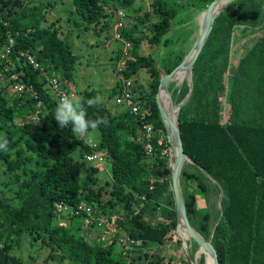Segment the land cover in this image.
<instances>
[{"label":"trees","instance_id":"trees-1","mask_svg":"<svg viewBox=\"0 0 264 264\" xmlns=\"http://www.w3.org/2000/svg\"><path fill=\"white\" fill-rule=\"evenodd\" d=\"M112 1L71 0L69 17L77 18L68 21L67 33L99 32L112 38L115 13L107 8ZM212 1L152 0L155 19L149 13L141 18L129 17L124 8L134 0L117 2L118 10L126 17L124 25L116 30L121 47L112 59L116 65L112 70L124 80H133L141 71H147L150 90L133 87L140 105L137 113L123 107L112 113L103 101L87 104L98 97L95 87L76 88V99L84 105L87 118L107 121L97 126L99 140L91 147L71 127L59 128L54 119L59 102L46 88V79H41L43 72L49 78H58L70 95L66 85L73 81L81 59L54 22L45 25L54 4L0 0V53L10 48L7 61L0 62V75L11 84L31 85L34 90L14 92L11 97L6 86L0 87V135L8 140L7 151H0V170L4 168L0 188L16 187L9 196L0 192V264H31L14 252L23 235L47 251L42 264H166L159 248H167L173 238L177 214L169 160L164 153L169 143L155 94L160 72H171L187 54L183 45L186 35L191 36L189 30H174L188 20L182 14L204 11ZM143 24H148L145 38L135 34ZM263 24L264 0H234L214 19L192 68L191 97L178 111L184 153L193 162L184 164L180 173L186 214L191 226L205 239L214 228L211 244L218 264H264ZM241 27L251 33L262 32L245 54L237 51L241 41L233 39L235 30ZM144 40L167 48L161 64L155 56L139 53ZM125 44L129 45L126 51ZM233 54L239 58L236 65L231 62ZM230 69L236 72L228 88L230 111L223 121L220 92L226 90L222 78ZM119 87L117 80L112 93ZM170 92L174 103H179L188 93L187 83ZM143 125L152 126L151 155L144 149ZM159 138L161 146L157 145ZM94 151L104 153L111 164L110 180L105 182L109 195L105 199L100 197L103 187L96 177L99 168L85 159ZM61 203L85 204L97 209L96 215L102 217L124 216L127 245H121L116 254V235H110L107 246L100 240L87 241L85 236L91 228L84 229V215L67 216L70 222L63 225L58 211ZM173 260L171 256L167 259ZM203 262L202 255L199 264Z\"/></svg>","mask_w":264,"mask_h":264},{"label":"rangeland","instance_id":"rangeland-1","mask_svg":"<svg viewBox=\"0 0 264 264\" xmlns=\"http://www.w3.org/2000/svg\"><path fill=\"white\" fill-rule=\"evenodd\" d=\"M35 2L38 3L41 1L44 4H48V1H51L54 4V9L50 13V17L48 18L45 25L49 24V22H54V24L59 27L61 34L63 38H67L69 43L72 46V49L74 52H77L81 55V59L76 66V70L74 72V79L72 82H69L67 86V90L75 95L76 88L81 90L86 88L87 86L95 87L98 92V97L100 98V101H103L107 108L113 113L117 112L121 109V106L116 105L115 98L117 96L118 91L113 94L112 90L114 85L116 84L117 80L120 81L119 77L115 75L113 72L114 63L112 59L114 58L115 53L118 51V49L121 47L120 41L112 40V38H109L105 35V33H83V32H76L71 31L70 34L67 33V28L69 27V20L77 18L76 16H73L72 18L69 17V11L73 9L71 5V0H25V2ZM119 0H113L112 2H108L110 5L107 7L108 10L114 11L115 15L112 18V21L115 22L117 20L116 12L118 10L117 8V2ZM185 2V0H184ZM152 0H134V3L124 8V12L129 17H137L141 18L144 16V14L149 13L151 19H155V15L152 14V7H151ZM172 4V2H170ZM169 3V5H171ZM173 6V5H171ZM186 8V6H184ZM10 10H14V8H10ZM138 10H140L138 12ZM7 12V10H6ZM137 13V14H135ZM203 14V11L198 10H191L188 13L182 14L183 17H187L188 20H186L185 23L180 24L179 26L175 27L174 30L180 31L182 28L183 31L189 30V33L191 36L187 33L186 35V41L184 42L183 49L186 53L191 49L193 46V43L198 35L199 32V20ZM115 26V25H114ZM148 24H143V26H139L137 31L135 32L136 35L146 37L149 32L147 30ZM98 28V27H96ZM261 30H264V24L261 26ZM96 31H98L96 29ZM114 32V27L112 29ZM171 34H175L174 31L171 32ZM262 35V32H255L251 33V31H248L247 29L241 27L239 29H236L233 35L234 40H239L241 43H238V46H240V49H237V51L241 53H246L249 51L251 46L255 44L258 38H260ZM185 37V36H184ZM111 40V42L108 44L107 41ZM238 41V42H239ZM167 48H164L162 45L159 47L150 45L147 43L146 40L142 43L139 53L142 55H152L156 57V61L162 63L160 60L163 57L164 52H166ZM125 51V50H124ZM232 59V65H236L238 63V55L233 54ZM236 56V58H235ZM243 56V55H242ZM241 55L239 57H242ZM124 60V59H123ZM123 60H121V63H123ZM160 60V61H159ZM8 65H10L11 68L14 67V64L12 62H8ZM158 65V64H157ZM116 66V65H115ZM236 70L230 69L227 74H225L222 78L224 88L226 87V90L223 89L220 92V101L222 102L221 107V117L223 121H226L228 118V114L230 111V104L228 102L229 99V84L231 82V76L235 74ZM181 74V76H180ZM176 77H180L179 83L177 81H172L169 84L172 85V91L176 88H180L182 86L183 80L186 78V75L184 76L183 71H179L176 75ZM135 79L132 80L133 85L138 87L144 92H149L150 90V76L147 71H141L138 75L134 77ZM41 79H44V73L41 75ZM185 82V81H184ZM67 82H65L66 84ZM182 83V84H181ZM258 84L256 82H253V85ZM6 86V91L8 94H11V97L14 96V92L11 91L12 84L9 83L8 79H5L2 75H0V87ZM46 88L50 91L48 83L46 84ZM169 90V91H171ZM12 92V93H11ZM51 92V91H50ZM171 93V92H170ZM172 97V95H171ZM173 99V98H172ZM174 101V100H173ZM168 96H164L163 103L165 105L166 110H168ZM175 110V109H174ZM168 119L170 120V115L167 114ZM99 130L96 127L95 129H90L88 134L86 135L85 139L92 141L94 144H97L99 140ZM173 147L166 150V155L169 160V164L171 162V151ZM104 154V153H103ZM105 155V154H104ZM151 158H148L147 164L150 163ZM184 164H190L193 165L189 160H186ZM93 166H97L99 168L96 177L98 180V185H101L103 188L101 189L100 197L101 199H105L109 195V188L105 186V182L110 180V168L111 164L108 158H105V161L102 164L93 163L91 164ZM184 166V165H183ZM191 171H194L192 166H187ZM4 168L0 170V181L2 176V171ZM195 172V171H194ZM1 186V185H0ZM181 187V182H180ZM3 190L0 188V192L2 191V194L4 195H11L16 187H2ZM193 186L189 188V190H192ZM182 190V187H181ZM95 213L97 209H93ZM68 214H62L59 217V220L62 221L63 225H68L70 222V219L67 217ZM107 216V215H106ZM113 222L114 226L120 230L119 237H123V234H128V231L125 227V217L113 214V216L110 218ZM114 219L120 220V223L117 222V220L114 221ZM93 226V227H92ZM85 227V228H84ZM84 229H89V233L85 236V239L87 241H94V240H100L103 245L107 246L109 244V240L111 238V232L106 231V227H97L95 225H91L89 222L84 220ZM173 238L168 241L167 248H159V251L161 254L165 257V263L166 264H189L188 259L190 262H195L196 264L199 263L200 256H204V262L206 261V256L204 254H198L197 245L195 242L190 239L185 232L183 231V228L181 226V223H178V229L173 234ZM170 236V235H169ZM15 253L18 254L24 262H30L31 264H42L44 259L47 256V251L42 249L40 247V244L38 242H32L31 243V237L27 235H23L21 240L17 243ZM114 249L116 251V254L120 253L121 245L119 244V241L116 240L114 244ZM122 251V250H121ZM196 255V256H195ZM173 257V261L168 262V257ZM196 257V258H195ZM199 259V260H198Z\"/></svg>","mask_w":264,"mask_h":264},{"label":"water","instance_id":"water-1","mask_svg":"<svg viewBox=\"0 0 264 264\" xmlns=\"http://www.w3.org/2000/svg\"><path fill=\"white\" fill-rule=\"evenodd\" d=\"M234 0H213L203 11V18L199 26V32L198 35L193 43V46L188 51V53L184 56L180 64L175 67L171 72L167 74H163L160 72L159 77V85L157 92L155 94V102L159 111L160 118L164 124L165 131H166V137L167 141L169 143V147H173L175 149V157L173 159L172 164H169V168L171 170V189L173 192V199H174V207L175 212L177 214V226L176 230L178 229V223L181 221L183 224V228L186 231L188 237L192 239L195 244L197 245V248H202L203 252L210 257L211 264H218V257L215 249L213 248L211 244L212 240V234L214 231V228L211 231V234L208 239H205L203 236H201L190 224L187 214H186V208H185V202L183 193L180 187V173L183 168L184 163L186 160H189L192 164L193 162L188 158V156L184 153L183 143L180 138V132L178 127V111L179 109L188 102V100L191 97L192 94V68L193 65L201 52L202 48L205 45V42L207 41L209 34L212 30L214 19L222 13L227 6L233 2ZM178 71L185 72L186 78L183 80L187 83L188 86V93L183 98L182 101L179 103H174L171 93L169 91V84L174 79V75ZM182 82V83H183ZM181 83V84H182ZM163 92L165 95L168 96V99L170 101V105L174 109L177 110V117H176V123H173L172 121H166L167 115L164 106L162 105V102L160 100V94ZM212 182L215 183V181L210 178ZM222 197V192L219 193V201ZM218 208L220 209V204L218 203ZM188 263L191 264L190 260L188 259Z\"/></svg>","mask_w":264,"mask_h":264},{"label":"built area","instance_id":"built-area-1","mask_svg":"<svg viewBox=\"0 0 264 264\" xmlns=\"http://www.w3.org/2000/svg\"><path fill=\"white\" fill-rule=\"evenodd\" d=\"M117 20L114 26V35L112 37V40L120 41L121 37L118 35L116 30L124 25V19L126 17L125 13L122 10H118L116 12ZM111 40L107 41L109 44ZM13 44V40L9 39V45ZM129 45L125 44L124 45V50L126 51L128 49ZM10 53V48H6L3 50V52L0 53V62L1 61H7V55ZM28 61L33 65L34 69H38L39 66L37 63L34 62L33 58L28 57ZM119 64H117L118 66ZM44 73V79H46V82L49 85L51 93L54 95V97L60 102L62 98L65 96L72 97L76 99V96L70 93V95L67 93L66 89L62 88V83L60 80L56 77L49 78L47 76L46 72ZM120 79V87L118 88V93L115 98V103L116 105H119L123 108L129 109L132 113H137L140 110V105L137 104L136 98H137V93L134 90V85L132 80H124L121 76H117ZM11 91L12 92H17L21 93L23 91L29 92V93H34L33 87L31 85L23 84V83H14L11 86ZM143 138L145 141V152L147 155H151L153 153V145H152V126L151 125H143ZM78 135V134H77ZM86 136H79L78 138L82 140L85 144L90 145L91 147H95L96 144H94L90 140L85 139ZM162 139L159 138L157 140V145L161 146L162 145ZM166 153V151L164 152ZM106 156L103 155L99 151H94L89 155L85 156V159L89 163H97V164H102L105 161ZM152 188V185L150 186ZM58 211H60L62 214H68L69 216H78L83 214L85 221L89 222L92 225L97 226V227H106V231L111 232V235L117 236V241H119L120 245H127V241L129 240L128 234H123V237H119L120 230L116 226H114L113 222L111 219L107 216H98L96 215L95 211L89 207L86 206L85 204L77 205V206H72V205H67V204H59L58 205ZM117 219H114V221Z\"/></svg>","mask_w":264,"mask_h":264},{"label":"clouds","instance_id":"clouds-1","mask_svg":"<svg viewBox=\"0 0 264 264\" xmlns=\"http://www.w3.org/2000/svg\"><path fill=\"white\" fill-rule=\"evenodd\" d=\"M99 97L89 99L87 104L89 106L97 103ZM55 121L59 128L71 127L72 131L79 136H86L90 129H95L99 124H106V120L97 119L95 121L87 118V111L84 105L78 100L69 96H65L60 100L55 109ZM8 140L0 135V151H7Z\"/></svg>","mask_w":264,"mask_h":264},{"label":"bare ground","instance_id":"bare-ground-1","mask_svg":"<svg viewBox=\"0 0 264 264\" xmlns=\"http://www.w3.org/2000/svg\"><path fill=\"white\" fill-rule=\"evenodd\" d=\"M202 18H203V14H202V16H201V18H200V20H199V24L201 23V21H202ZM179 72V71H178ZM177 72V73H178ZM176 73V74H177ZM175 74V75H176ZM175 75H174V77H175ZM180 76H181V74H180ZM184 76H185V72H184ZM174 79V78H173ZM179 80H180V77L178 76L177 77V82L179 83ZM164 96H167V95H165L163 92H161V94H160V100H161V102H162V105L164 106V108H165V105H164V103H163V98H164ZM165 111H166V115L168 114V115H170V120L168 119V117L166 118V121L168 122V121H172L173 123H176V117H177V110L175 109L174 111H173V108H172V106L170 105V101L168 102V110H166V108H165ZM172 153H171V162H170V164H172V162H173V159H174V157H175V149L173 148L172 149V151H171ZM180 223H181V226H182V228H183V224H182V222L180 221ZM183 231L185 232V234L187 235V233H186V231L184 230V228H183ZM188 236V235H187ZM197 251H198V254H204L205 256H206V261H205V263L204 264H211V259H210V257L209 256H207L204 252H203V250H202V248H200V249H197ZM196 256V255H195ZM201 257V256H200ZM200 257H197V258H200ZM196 258V257H195ZM199 260V259H198ZM191 264H196L195 262H191ZM199 264V263H198Z\"/></svg>","mask_w":264,"mask_h":264},{"label":"crops","instance_id":"crops-1","mask_svg":"<svg viewBox=\"0 0 264 264\" xmlns=\"http://www.w3.org/2000/svg\"><path fill=\"white\" fill-rule=\"evenodd\" d=\"M239 43H241V42H239ZM237 47H240V46L237 45Z\"/></svg>","mask_w":264,"mask_h":264}]
</instances>
